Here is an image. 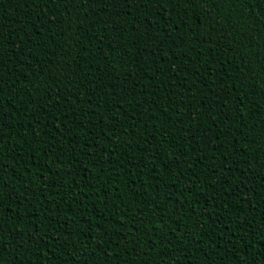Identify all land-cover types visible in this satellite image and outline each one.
Returning <instances> with one entry per match:
<instances>
[{
	"label": "trees",
	"instance_id": "obj_1",
	"mask_svg": "<svg viewBox=\"0 0 264 264\" xmlns=\"http://www.w3.org/2000/svg\"><path fill=\"white\" fill-rule=\"evenodd\" d=\"M0 264H264V0H0Z\"/></svg>",
	"mask_w": 264,
	"mask_h": 264
},
{
	"label": "snow or ice",
	"instance_id": "obj_2",
	"mask_svg": "<svg viewBox=\"0 0 264 264\" xmlns=\"http://www.w3.org/2000/svg\"><path fill=\"white\" fill-rule=\"evenodd\" d=\"M126 2H127V0H126ZM133 2H136V0H133ZM233 2H234V3H243L244 0H233ZM139 3H140V4H143V3H144V0H139Z\"/></svg>",
	"mask_w": 264,
	"mask_h": 264
}]
</instances>
